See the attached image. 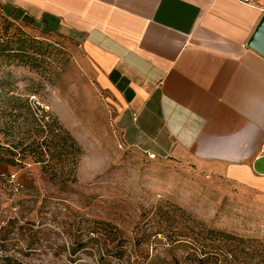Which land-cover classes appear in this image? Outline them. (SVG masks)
<instances>
[{
	"label": "rangeland",
	"instance_id": "obj_1",
	"mask_svg": "<svg viewBox=\"0 0 264 264\" xmlns=\"http://www.w3.org/2000/svg\"><path fill=\"white\" fill-rule=\"evenodd\" d=\"M81 59L68 38L40 35L0 10V256L26 264H132L103 262L86 244L96 222L141 241L151 257H165V234L196 236L204 228L264 250L263 196L130 146ZM46 124L57 135L48 168L37 149ZM156 235L162 244L155 251Z\"/></svg>",
	"mask_w": 264,
	"mask_h": 264
},
{
	"label": "crops",
	"instance_id": "obj_2",
	"mask_svg": "<svg viewBox=\"0 0 264 264\" xmlns=\"http://www.w3.org/2000/svg\"><path fill=\"white\" fill-rule=\"evenodd\" d=\"M71 40L127 143L264 198V0H0Z\"/></svg>",
	"mask_w": 264,
	"mask_h": 264
},
{
	"label": "trees",
	"instance_id": "obj_3",
	"mask_svg": "<svg viewBox=\"0 0 264 264\" xmlns=\"http://www.w3.org/2000/svg\"><path fill=\"white\" fill-rule=\"evenodd\" d=\"M1 10V8H0ZM2 12V10H1ZM3 14V12H2ZM12 23L28 26L40 35H53L41 32L28 20H10ZM58 36V35H53ZM44 133L43 141L37 142L40 162H47L44 168L50 167L48 157L54 158L56 136L50 126L46 124L40 128ZM66 144V140H64ZM27 151V150H25ZM8 153H11L7 150ZM13 155V154H11ZM13 163V162H12ZM88 235V243L96 247L97 253L104 262L105 259L119 261H132V264H264V250H259L251 241L239 238L223 231L204 228L196 236H189L181 230H173L163 236L167 243L165 257L156 255L151 257L149 253L141 248V241L129 240L125 233L109 223L96 222L91 226ZM83 233L79 234L77 244L84 247ZM160 238V237H159ZM155 251L162 242L155 236ZM102 244L103 248L97 247ZM178 248H183V255L178 258L174 253ZM135 257L134 260H132ZM129 259V260H128ZM0 264H26L15 258L0 256Z\"/></svg>",
	"mask_w": 264,
	"mask_h": 264
},
{
	"label": "water",
	"instance_id": "obj_4",
	"mask_svg": "<svg viewBox=\"0 0 264 264\" xmlns=\"http://www.w3.org/2000/svg\"><path fill=\"white\" fill-rule=\"evenodd\" d=\"M250 45L255 51L264 57V19ZM254 170L257 174L264 175V157L255 162Z\"/></svg>",
	"mask_w": 264,
	"mask_h": 264
},
{
	"label": "built area",
	"instance_id": "obj_5",
	"mask_svg": "<svg viewBox=\"0 0 264 264\" xmlns=\"http://www.w3.org/2000/svg\"><path fill=\"white\" fill-rule=\"evenodd\" d=\"M242 2H247V0H242Z\"/></svg>",
	"mask_w": 264,
	"mask_h": 264
}]
</instances>
